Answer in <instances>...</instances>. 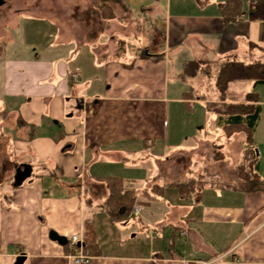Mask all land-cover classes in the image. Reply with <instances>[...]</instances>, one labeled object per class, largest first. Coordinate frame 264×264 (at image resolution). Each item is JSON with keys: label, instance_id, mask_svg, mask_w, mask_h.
<instances>
[{"label": "crops", "instance_id": "1", "mask_svg": "<svg viewBox=\"0 0 264 264\" xmlns=\"http://www.w3.org/2000/svg\"><path fill=\"white\" fill-rule=\"evenodd\" d=\"M124 1L116 19L85 32L75 20L66 28L30 15L7 25L0 41V264H72L69 241L77 235L83 243L86 220L101 249L86 264H264L263 192L235 189L236 180L222 184L200 159L186 165L192 176L211 171L214 179L199 202L181 200L176 189L157 200L142 195L174 183L162 172L171 156L192 161L211 142L241 162L245 135L225 137L209 111L219 104L215 89L212 97L194 95L184 68L233 55L264 60V21H250L252 0H239L241 16L230 23L222 10L232 0ZM249 83L261 106L254 141L264 178V85ZM244 89L231 99L250 92ZM106 178L139 193L140 211L127 223L102 209Z\"/></svg>", "mask_w": 264, "mask_h": 264}, {"label": "trees", "instance_id": "2", "mask_svg": "<svg viewBox=\"0 0 264 264\" xmlns=\"http://www.w3.org/2000/svg\"><path fill=\"white\" fill-rule=\"evenodd\" d=\"M126 10L124 0H95L94 14L103 20L116 19L115 6ZM242 3L239 0L229 1L222 14L227 23L236 22L241 16ZM250 21H264V0H252L249 12ZM257 48L256 45H251ZM160 55H157L159 57ZM202 74L211 78L215 85V97L220 106L212 112L217 115V123L223 128L227 137L242 133L245 135L246 148L243 161L238 168L237 176L240 186H234L243 192H263L264 178L259 174V153L255 145L254 134L258 125L261 106L258 95L250 91L233 100L229 94L230 85L235 82H251L253 86L264 85V60L253 59L250 62L239 59L236 55L219 58L214 61L190 62L184 68V75L197 77ZM193 95L192 92L189 93ZM187 96V95H186ZM193 97L194 96H190ZM199 98V97H198ZM203 100V99H198ZM209 109V111H211ZM107 189V199L102 206L109 218L118 224H124L133 217L134 207L138 198L136 191L128 190L125 181L120 178L102 179ZM206 187L205 176L188 177L169 186L153 185L145 189L142 195L150 200L163 197L167 189H176L181 200L194 199L199 202L201 193ZM83 254L90 258L101 255L96 230L91 220L84 222Z\"/></svg>", "mask_w": 264, "mask_h": 264}, {"label": "rangeland", "instance_id": "3", "mask_svg": "<svg viewBox=\"0 0 264 264\" xmlns=\"http://www.w3.org/2000/svg\"><path fill=\"white\" fill-rule=\"evenodd\" d=\"M3 1H4V4L2 5L0 9V41L3 39V37H7L8 35L7 25L10 24V21L20 20L24 15L52 19L53 21L60 23L62 26L66 28H70L71 22L75 20L79 23L80 27L84 29L82 30L80 28V30H82L83 32L86 31V27L91 26L93 23H94L93 25L94 29L95 28L99 29L102 23L101 21H104L103 19L100 18V16L96 17L94 14L93 6L95 3V0H87V2L86 0H3ZM198 80H200L201 83ZM190 82H191V86L193 87V89L196 88L193 91L194 95L203 94V95H206V97H212V94L214 93V89H215L213 79L206 78L203 76L202 78H199V79L191 78ZM249 84H250L249 82L248 83L247 82H235L230 86L229 93L234 94V92H237L238 89L240 88L242 90L243 88H245L244 90L245 92H247V90H249V88L247 89ZM251 91H254V90H251ZM215 101H217L216 97H215ZM215 105L220 106V104H215ZM237 134H241V133H237ZM235 135H232L229 138ZM232 148H231V152H232ZM257 150L260 155L261 151L259 149ZM205 151L206 152L199 151V152H202L200 154H203V153L204 154L194 155L192 161L189 160L188 156H184L181 154L173 155L170 158L171 161L162 167V172L165 175L169 173L170 174L169 180H175L173 181L174 183L178 181H182L184 180V178H182L183 176H192V174H194L193 171H195L194 167L192 168L186 167V165L188 166L189 164H191L190 166H192L194 163L199 164V162L203 160L201 168L205 169V167L211 166V170L214 173L219 174L218 177L223 176L222 180L218 178L219 181H222L221 182L222 184L227 182L225 180L228 179L233 182L236 180L237 181L236 186L237 187L240 186V183L238 181L237 172H238L239 166L241 165L243 161V156H242L241 162L236 164L234 162L235 160L234 157L232 156L229 157L230 156L229 154L227 153L225 154L221 146L218 144H215V142H211L210 147H208L207 150ZM206 153L208 154L207 156H205ZM243 155H244V151H243ZM204 163H206V165ZM184 166L185 168H183ZM201 173H202V170L199 174H197L196 176H192V177H198L199 175H201ZM210 173L212 172L210 171L206 174L203 173V175L205 176V181L207 180L206 182L208 183L210 180L214 179L212 174Z\"/></svg>", "mask_w": 264, "mask_h": 264}, {"label": "built area", "instance_id": "4", "mask_svg": "<svg viewBox=\"0 0 264 264\" xmlns=\"http://www.w3.org/2000/svg\"><path fill=\"white\" fill-rule=\"evenodd\" d=\"M140 209H135L134 214H138ZM69 246L74 254L71 256L72 264H86L88 257L83 254V243L79 236L74 235L69 241Z\"/></svg>", "mask_w": 264, "mask_h": 264}, {"label": "water", "instance_id": "5", "mask_svg": "<svg viewBox=\"0 0 264 264\" xmlns=\"http://www.w3.org/2000/svg\"><path fill=\"white\" fill-rule=\"evenodd\" d=\"M4 4V1L3 0H0V8H1V6ZM51 238L53 239V240H56V241H58V242H61V243H63L64 242V239H62V238H60V237H58L56 234H51Z\"/></svg>", "mask_w": 264, "mask_h": 264}]
</instances>
